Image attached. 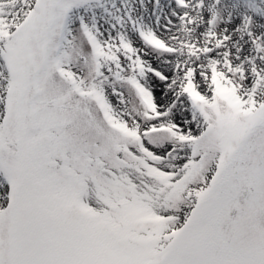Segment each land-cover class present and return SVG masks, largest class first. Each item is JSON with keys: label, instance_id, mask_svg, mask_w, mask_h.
<instances>
[{"label": "snow or ice", "instance_id": "snow-or-ice-1", "mask_svg": "<svg viewBox=\"0 0 264 264\" xmlns=\"http://www.w3.org/2000/svg\"><path fill=\"white\" fill-rule=\"evenodd\" d=\"M0 264H264V0H0Z\"/></svg>", "mask_w": 264, "mask_h": 264}]
</instances>
